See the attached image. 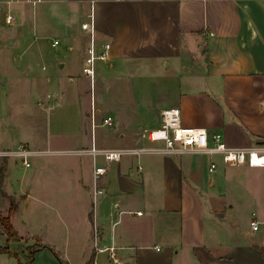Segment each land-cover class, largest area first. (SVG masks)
<instances>
[{
  "label": "crops",
  "instance_id": "crops-1",
  "mask_svg": "<svg viewBox=\"0 0 264 264\" xmlns=\"http://www.w3.org/2000/svg\"><path fill=\"white\" fill-rule=\"evenodd\" d=\"M91 12L97 48L109 42V58L96 64L92 84L80 69L89 89H70L65 96L62 90L59 104L44 103L50 127L34 139L33 148L62 150L44 156H70L38 160L37 177L9 191L23 199L13 215L28 197L54 194L63 201L51 210L60 207L64 222L36 232L21 215L19 231L10 213L18 244L31 245L36 237L58 247L67 264H85L92 252L94 264H115L110 246L121 264H264V224L256 230L250 225L254 217L264 222V166L228 164L220 154L201 152L127 153L107 161L64 151L92 141L98 147L160 148L146 132L160 124L161 110L169 106L180 108L184 124L204 127L209 136L219 132L231 146L264 144V0H0L5 41L46 61L44 85L61 84V68L72 51L82 64L88 36L80 23ZM50 33V44L58 40L51 46L60 45L54 51L41 46ZM31 45L36 46L28 53ZM73 79L67 74L68 82ZM136 81L149 87L146 104H151L146 93H161L148 125L126 102L123 113L97 102L99 87ZM61 114L72 119L69 126L55 125ZM106 115L114 118L111 132L101 124ZM211 161L217 164L213 170ZM97 163L106 171L103 191L94 194ZM51 164L62 174L51 176ZM37 264H55L53 255Z\"/></svg>",
  "mask_w": 264,
  "mask_h": 264
},
{
  "label": "rangeland",
  "instance_id": "rangeland-1",
  "mask_svg": "<svg viewBox=\"0 0 264 264\" xmlns=\"http://www.w3.org/2000/svg\"><path fill=\"white\" fill-rule=\"evenodd\" d=\"M2 19H0V148L14 147L18 143H25L31 147H36L37 144L34 139L38 138L45 129L50 127V122L48 121L49 116L46 112L47 109L43 106L44 103L47 100H53L59 104L62 90L64 96L69 93L70 89L73 92L76 90L83 92L89 89V81L88 78L80 74V69L82 72V64L79 54L76 53V51H72L71 55L68 56L69 60L66 65L61 68V74L64 76L61 84H57V86L54 84H41V75L45 72L42 65H47L46 61L38 55L26 54L24 46L12 45V42L8 44L5 41L6 33ZM48 35V37L41 38V46L46 50L54 51L59 48L60 45L56 47L51 46L50 42L53 34L50 33ZM34 46L36 45L29 46L27 49L28 53L33 51ZM108 58L106 60H108ZM195 58H197V56H195ZM190 61L192 63L191 59ZM97 63L99 62L97 61ZM30 65L31 68L29 67ZM189 67L192 70H196L198 66L195 67L193 64H189ZM100 73L101 72L98 74ZM108 73L109 72H105V81ZM67 74L74 77L73 82L67 81ZM148 89L149 87H144V82L140 81L131 83L129 87H119L115 85L113 87H108L105 84L104 87H99L100 94L99 101L97 102L114 110L120 107L122 113L125 108L123 102H126L125 104H127L130 109H133L138 115L142 114V117H140L144 118V123H142V125H148L153 121L154 114H156L154 107L159 105L156 99L161 98V93L157 95L154 94L153 96H150V93H146V100L151 98V104H146L143 94L145 91L147 92ZM56 92L59 94L56 95ZM48 93L51 94L50 97H48ZM84 93V99H86V94L88 95L89 91ZM149 107L152 108L150 109ZM59 120L60 121L54 124L60 128L62 125L66 127L69 126V122L72 121L70 118L64 119L62 114ZM114 127L115 125L110 128L107 127V129L111 132L114 130ZM68 156L70 155H36L31 158V165L28 167L23 166L19 159L0 156V173L4 176L2 180L0 179V212L4 215L8 213L9 195L14 198L16 205L23 201V199L20 201L19 195L11 194L9 191H12V189L17 190L20 186L27 184L33 178L37 177V173L40 172L39 169L35 171V165L38 160L42 161L46 158H65ZM99 161L104 162L102 158H100ZM51 165L52 167L48 170L51 171V176L63 172L61 168L56 169L59 172H54L55 166L53 164ZM61 174L62 173H59V175ZM62 201L63 200L56 198L54 194L46 197L45 200L28 197L24 200L23 205H21L22 210L18 211V215H13L14 213L11 212L12 221L17 225L20 231V219L22 215L29 226L28 229H33L36 232L41 230L43 233H47L46 226L49 227V225H54L59 227L64 222V215L62 216L60 207H57V211L51 210L55 209V206H60ZM0 230H2L1 226ZM25 238L26 241L29 239V237ZM37 239L36 237L34 238L35 241ZM18 241L7 243L6 235L3 231L0 232V246L8 244L10 250L16 251L20 261L24 262L26 261L25 254L28 252V249L23 242L18 244ZM53 247L55 248V246ZM55 249L63 260L62 263L49 247H42L39 252L42 251L38 254L36 260L34 259L36 252L34 253V264H37L44 258H46L47 262L51 259L52 255L55 264H67L61 252L58 250L59 248L56 247ZM32 261L29 264H32ZM17 262L18 259L14 255H11L7 251L0 250V264H17Z\"/></svg>",
  "mask_w": 264,
  "mask_h": 264
},
{
  "label": "built area",
  "instance_id": "built-area-1",
  "mask_svg": "<svg viewBox=\"0 0 264 264\" xmlns=\"http://www.w3.org/2000/svg\"><path fill=\"white\" fill-rule=\"evenodd\" d=\"M30 3H35L39 0H23ZM11 14L6 15V20L10 21ZM81 28L88 36V44L86 46L85 55L82 61V73L89 77L91 84L94 82L95 69L97 61L106 60L110 48L109 42H104L101 48H97L95 41V23L94 16L89 13L88 19L80 23ZM58 40H53L51 43L55 45ZM102 125L112 127L114 118L112 115H106L102 118ZM146 138L151 141H160V148L148 146H131V147H98L92 141L88 147H80L64 150L72 153H89L101 155L107 161L119 160L124 154H141L153 151H162L165 153H185V152H201L208 154H220L223 161L228 164L245 163L250 166H264V144L253 147H236L227 144L223 136L219 132H214L209 136L207 130L201 126L187 125L182 122L181 111L178 106H169L161 110L160 124L154 128H150L146 132ZM60 150H52L48 148H33L25 143H18L14 147L0 148L1 157H11L19 159L25 167L31 165V158L36 155L47 154L51 152H59ZM62 152V150L60 151ZM217 166L215 161H211L209 169L213 170ZM140 169L141 166L139 165ZM106 168L103 164H96L93 168V193L98 194L103 191V186L100 183L101 177L105 174ZM255 217L251 219L250 225L256 230L260 224ZM94 238L97 236V227L94 226ZM264 243V241H263ZM109 257L115 264H121L113 246L108 248Z\"/></svg>",
  "mask_w": 264,
  "mask_h": 264
},
{
  "label": "trees",
  "instance_id": "trees-1",
  "mask_svg": "<svg viewBox=\"0 0 264 264\" xmlns=\"http://www.w3.org/2000/svg\"><path fill=\"white\" fill-rule=\"evenodd\" d=\"M2 178H4V176L2 175V173H0V179L2 180ZM8 199H9L8 213L4 215L0 212V226L2 227L3 233L6 235L7 243L12 241H18L21 238V236L19 235V233L17 232V230L14 228L13 224L10 221V213L13 212L17 207L16 202L14 201V198L11 195L8 196ZM42 247H49L53 251V253L58 257L60 262L61 263L63 262L59 253L52 245L48 243L40 242L39 240H36L31 245H26L28 252L25 254L26 261L24 262L20 261L18 253L16 251L10 250L8 244H6L5 246H0V250L7 251L11 255H14L18 259L17 264H29L33 259L34 253ZM85 264H94V252L91 253Z\"/></svg>",
  "mask_w": 264,
  "mask_h": 264
}]
</instances>
